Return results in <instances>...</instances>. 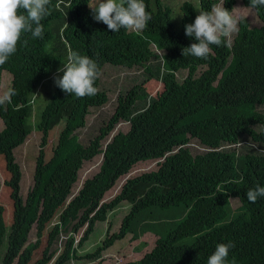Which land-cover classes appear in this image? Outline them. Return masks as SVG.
Masks as SVG:
<instances>
[{"label": "trees", "instance_id": "obj_1", "mask_svg": "<svg viewBox=\"0 0 264 264\" xmlns=\"http://www.w3.org/2000/svg\"><path fill=\"white\" fill-rule=\"evenodd\" d=\"M235 1L223 0L224 7L232 11ZM239 1L261 25L251 28L246 18L238 19L232 45L211 46L203 60L182 55L196 42L185 35V25L221 0L182 2L179 31L168 5L144 0L152 16L146 29L118 33L94 21L90 0H50L41 22L43 38L24 34L16 53L0 66V80L8 72L10 89L17 92L11 104L0 106V156L12 202L9 225L0 205V264H30L56 215L32 264L100 261L115 242L136 241L146 233L157 237L153 248L139 260L119 264H207L221 243L234 245L227 264H264V198L253 204L245 196L257 185L264 187V7ZM70 49L94 60L100 72L112 66L136 70L142 78L117 96L113 114L87 144L75 129L85 126L89 109L108 102L99 78L98 93L84 98L54 83L37 121L31 120L36 94L58 75ZM179 72L186 73L181 81ZM151 80L162 84L155 96L144 87ZM67 106L70 120L78 113V124L64 126L46 159L51 121ZM119 122L128 123V130L110 137ZM32 133L39 136L38 150L32 183L22 198V173L13 152ZM190 141L200 149H191ZM97 156L98 171L75 191L83 165ZM144 161H157V168L127 178L112 199L103 200L120 177ZM230 199L238 201L234 210ZM121 203L129 208L118 230L109 234L107 228L93 252L79 254L95 224L105 222ZM33 229L35 239L29 241ZM187 238L192 240L184 242Z\"/></svg>", "mask_w": 264, "mask_h": 264}, {"label": "rangeland", "instance_id": "obj_2", "mask_svg": "<svg viewBox=\"0 0 264 264\" xmlns=\"http://www.w3.org/2000/svg\"><path fill=\"white\" fill-rule=\"evenodd\" d=\"M163 4L168 5L171 10V21L174 26L175 31L180 29V18L181 13L179 10L180 5L184 1H189L194 4H198V0H161ZM99 0H90V6L94 10ZM232 13L234 17L238 20L240 18H246L249 26L259 27L261 25L260 21L256 17L254 11L249 7L242 6L239 0L235 1ZM153 51L157 54L154 49ZM99 76V89L106 92L108 97V102L102 108L99 109H89L88 115L85 118L84 127L78 126V113L75 115L73 120H70L69 115L71 112V106H67L65 110L55 119L51 121L50 129L48 132V142L45 148L46 159H49L52 154V149L56 144L59 132L68 123L70 125H77L75 132L78 135V139L81 143L87 144L90 137L94 136L97 129L104 125L110 116L113 114L115 109L116 98L120 93H126L135 85H138L142 78L136 70H127L121 68H115L112 66H105L100 72ZM185 72H179L176 75L178 81H181L185 77ZM11 75L3 71L0 80V96H2L6 91L10 89ZM54 87V79L45 81V84L41 91L36 94V97L32 106V121H37L38 116L43 109L44 105L48 101L50 94L52 93ZM146 92L150 96L157 95L162 90V84L160 82L151 80L145 86ZM263 109V108H262ZM0 121V128L1 126ZM128 123L119 122L111 133L110 137L113 136L118 131L126 132L128 130ZM39 136L36 133H32L27 141L17 147L14 150V155L17 163L20 166L22 178L19 183L20 196L24 198L27 190L32 183V175L34 170L35 158L37 156ZM105 144V143H104ZM189 146L191 149H200L195 141H190ZM101 161V156L93 158L90 162L83 165L79 172V179L75 185V191L80 186L82 181L88 177H91L98 171ZM157 161H144L139 162L132 167L128 174L120 177L115 185L104 195L103 200L108 201L112 199L120 190L121 185L127 178L135 177L139 174L154 171L157 168ZM9 179V174L5 170L4 161L2 156H0V205L4 207V219L6 225H9L12 214V202L10 200L9 194L10 189L4 185V182ZM231 209L234 210L238 207V201L236 199H230ZM129 205L127 203H121L115 210L111 211L107 220L103 223H96L93 233L90 235L89 240L83 245V247L78 251L79 254L91 253L95 250L97 246L100 245L105 237L106 229L109 228V234L116 232L120 226L121 219L127 213ZM56 215L53 220L46 225L44 236L42 238L41 247L36 250L33 254L31 263L36 259L40 258L42 247L45 246V238L47 231L51 228L54 220L57 218ZM34 229L29 233V241H34L35 239ZM156 236L152 233H146L139 240L131 241L129 237L124 238L121 241H117L114 245L102 254L100 261H95L86 264H119L126 263L130 261L139 260L144 254L148 253L154 246ZM192 238L185 239L184 242H190ZM142 245V246H141ZM76 264V263H72ZM80 264V263H78Z\"/></svg>", "mask_w": 264, "mask_h": 264}, {"label": "clouds", "instance_id": "obj_3", "mask_svg": "<svg viewBox=\"0 0 264 264\" xmlns=\"http://www.w3.org/2000/svg\"><path fill=\"white\" fill-rule=\"evenodd\" d=\"M49 4L50 0H0V66L16 53L24 34L43 38L41 22L49 14ZM224 4L223 0L213 4L210 10L200 11L193 23L185 25V35L196 42L182 49L183 56L207 60L212 53L211 46L232 45L234 36L239 32V22ZM250 7H264V0H250ZM92 12L94 21L103 23L114 33L121 29L142 32L152 19L144 0H99ZM57 73L53 78L54 83L66 94L84 98L94 96L99 91L94 86L101 74L98 64L76 51L69 50L67 63L57 69ZM59 73L63 74L62 77ZM15 95V89L6 91L0 96V106L11 104ZM245 196L254 204L264 198V187L257 185L255 189H249ZM232 247V244H218L208 257L207 264H227Z\"/></svg>", "mask_w": 264, "mask_h": 264}]
</instances>
